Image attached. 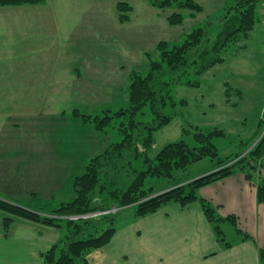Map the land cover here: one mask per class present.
Here are the masks:
<instances>
[{
    "label": "rangeland",
    "instance_id": "obj_1",
    "mask_svg": "<svg viewBox=\"0 0 264 264\" xmlns=\"http://www.w3.org/2000/svg\"><path fill=\"white\" fill-rule=\"evenodd\" d=\"M94 1L89 13H95L97 20L94 24L97 27L94 29L88 27L83 35L75 34L64 38L54 32L55 26L51 24L52 6L39 5L44 1L31 4L39 5L32 9L5 11L6 16L34 17V23H36L35 17L41 20L40 28L34 29V32H40V37L33 39L39 48L42 47V53L39 59L34 60L36 67L41 70L25 73L27 88L21 89L20 94L23 99L20 104H12V106L8 104L10 100L19 98L11 93L13 86L10 89L4 88L6 78L0 79V116L13 110V114H25L24 116L28 117L25 126L33 130L32 136L30 132L17 139H24L26 143L31 139L32 143L40 142L45 145L46 141L55 143V140L62 136V139L70 143L69 147H65V151L69 152L71 149L74 151L76 147L82 153L81 161L71 165L76 167L74 169L76 173L66 178L63 190L53 197L44 198L37 196L38 194L27 193L13 195L15 197L13 200L21 203L23 207L29 206L35 212L53 218H57L63 209L64 206L60 207V205L71 201L76 195L73 183L76 176L86 171L92 159V156H89L90 151L100 147L103 140L110 143L123 140L120 127H123L121 122L125 119L122 116L114 117L112 125L105 129L95 130L92 123L84 122L81 118H75L79 122L74 123L75 119L70 113L75 108H80L83 113L102 115L105 110L113 113L125 108L130 98L131 74L135 71L142 75L147 74L151 57L153 60H158L160 57L157 51L159 41L180 43L192 29L206 25L209 20L211 22L207 27L213 37L218 32L221 21L214 15L222 16L226 11V0H196L203 4L205 9L194 17L187 16L184 23L174 25L168 20V15L177 11L174 7L158 9L149 0H125L130 2L134 9L130 13L131 20L123 23L119 21L117 11L120 0ZM77 2L75 13L80 14L82 22H86V15L83 12L90 3L80 0ZM263 3L264 0H257V17H260L261 11L263 17ZM40 15H45L46 21L40 19ZM30 26L31 24H23L20 29L29 32ZM250 33L249 38H243L238 43L227 46L223 53L226 57L225 62L216 64L202 75L192 73L182 77V79H199L201 81L199 86H190L183 82L171 85L177 104L167 106L165 112L173 114L172 121L155 132L156 141L148 149L149 157L155 156L164 145L176 140L183 139L191 146H195L197 144L195 133L198 127L204 130L221 127L226 131L227 135H214L213 138V142L219 148L220 156L226 159V162L217 169L241 162L249 155L247 153L264 135L263 133L257 137L258 121L262 118L260 113L263 99L259 80L264 75V17L263 24L260 17ZM254 62L263 65V69L259 71V66ZM252 78L258 80L245 88V81ZM236 83L241 84L243 88L241 94L234 90ZM228 88H230L229 96H227ZM63 110L68 112L67 115L61 116L65 117L66 122L57 126L59 119L56 116ZM143 111L144 113L137 115L138 119L149 121L153 117L150 106ZM1 126L0 122V128ZM56 126V138L44 130H38V128L48 129ZM249 139L253 141H249L248 144ZM140 147L145 148L142 145ZM56 151L60 154L65 153L62 146H57ZM25 154L29 156L28 152ZM83 160L87 161L83 162ZM34 161L29 158L28 162ZM216 162L217 159L209 156L187 165L184 169L174 170V175L171 177H148L144 184L145 188L153 187L154 193L151 196L158 195L174 188L177 185L176 181L183 183L207 174L211 170L218 171L213 169ZM255 173V176L263 175L258 169ZM0 196L12 200L2 194ZM106 210V212L95 211L83 215L75 214L72 217L61 216V219L83 220L110 213L115 217L119 230L121 226L127 225L128 218L136 209L133 205H129L128 208L112 206ZM0 216L2 218L1 213ZM223 225L227 240L235 241L239 237L237 229L230 222ZM60 230L57 231L61 238L64 231ZM106 246L107 244L104 247Z\"/></svg>",
    "mask_w": 264,
    "mask_h": 264
},
{
    "label": "trees",
    "instance_id": "obj_2",
    "mask_svg": "<svg viewBox=\"0 0 264 264\" xmlns=\"http://www.w3.org/2000/svg\"><path fill=\"white\" fill-rule=\"evenodd\" d=\"M43 1L0 0V6L37 4ZM149 1L158 9L167 7L177 9L168 15V20L174 25L184 23L187 16L194 17L205 9L203 4L196 0ZM257 7V0H226L225 13L222 16L214 15L221 19L215 36L212 37L208 31L207 25L211 22L209 20L206 25L192 29L180 43L159 41L157 51L160 57L158 60H153L151 57L147 74L142 75L138 71L131 74L130 98L125 108L113 113L105 110L102 115L83 113L80 108H75L71 115L89 124L92 123L97 130L105 129L112 125L114 117L122 116L125 119L121 122L123 127H120L123 140L108 142L104 151L92 157L86 171L74 180L73 188L76 195L71 201L60 205L64 207L57 218L41 215L29 206L23 207L21 203L0 196V211L4 214L5 231L10 230L15 218L63 229V236L48 251L42 252L45 264H93L87 256L96 248L104 247L114 237L118 229L115 217L110 213L83 220L61 219V216L72 217L75 214L83 215L95 211L106 212V209L112 206L128 208L129 205H133L136 209L133 216L140 218L161 210L169 203L177 202L182 207H188L197 201L213 225L217 239L223 242L224 246H232V242L227 240L223 225L226 221L233 224L242 239H251L248 232L238 227L237 216H222L219 207L200 194V188L221 178L244 173L246 178L256 185L258 201L264 204V161L262 162L264 135L243 161L226 165L221 169L217 168L225 163L226 159L220 156L219 148L213 142L214 135H227L221 127H210L208 130L198 127L195 133L197 140L195 146H191L183 139L176 140L164 145L155 156L151 157L148 149L156 141L155 132L172 121L173 114L165 112L167 106L177 104L171 85L183 82L190 86H199L201 84L199 79H182V77L192 73L202 75L216 64L225 62L226 57L223 53L227 46L250 37L253 26L260 19L259 16L257 17ZM117 11L119 21L127 22L131 19L133 5L128 1L120 0ZM228 89L227 96L230 94V88ZM147 106H150L153 117L149 121L138 119L137 115L144 113L143 110ZM263 133L264 111L259 120L257 137ZM249 141L253 140L249 139L248 144ZM140 145L145 148L142 149ZM209 156L217 159L218 163L216 162L213 169L218 171L211 170L192 180L182 181L183 183L176 181L177 185L174 188L154 196H151L154 193L153 187L145 188L144 184L148 177H171L174 175V170L184 169L187 165ZM256 169L263 175L255 176ZM260 258L264 264L262 248H260Z\"/></svg>",
    "mask_w": 264,
    "mask_h": 264
},
{
    "label": "crops",
    "instance_id": "obj_3",
    "mask_svg": "<svg viewBox=\"0 0 264 264\" xmlns=\"http://www.w3.org/2000/svg\"><path fill=\"white\" fill-rule=\"evenodd\" d=\"M80 1L90 3L83 12L86 22H82L80 14L75 13L77 0H44L43 4H39L44 7L52 6L51 24H54V32L58 36L64 38L75 34L83 35L88 27H97L94 24L97 20L95 13H89L90 6L95 1ZM37 6H0V79L5 77L4 88L10 89L13 86L11 93L19 98L10 100V106L22 102L21 89L27 88L25 73L41 70L36 67L34 60L41 56L42 47L39 48L33 39L40 37V32H34V29L40 28L41 20L35 17L34 23V17H10L5 15V11L28 10ZM260 17L263 24L262 11ZM41 18L46 21L45 15H40ZM23 24H31L29 32L20 29ZM254 64L259 66V71L263 69L259 62ZM257 80L247 79L245 88L255 84ZM259 81L263 99L261 118L264 111V75ZM234 90L241 94L243 88L236 83ZM13 112L11 110L0 116V194L12 200L15 199L13 195L24 193L38 194L37 196L44 198L53 197L63 190L66 178L76 173V167L71 165L81 161L82 153L75 144L74 151H65L70 143L62 139V136L55 143L46 141L45 145L40 142L32 143L31 139L28 143L24 139H17L33 130L25 126L28 119L25 114L16 115ZM67 113L66 110L58 113L57 126L66 122L65 117L61 116ZM78 122L75 119L74 123ZM57 126L38 130H44L56 138ZM108 142L110 141L103 140L100 147L90 151L89 156L100 154ZM57 146H62L65 153L56 151ZM24 152H28L29 156ZM29 158L35 161L28 162ZM200 194L217 205L222 216H237L238 227L248 232L252 238L244 240L238 233L239 237L231 241L232 246L226 247L217 239L216 231L199 202H193L188 207H182L176 202L147 216H130L127 225L115 232L106 247L96 249L88 257L93 264H263L260 248L264 250V204L258 201L254 182L249 181L245 174L236 173L201 187ZM0 213V264H45L42 252L48 251L60 239V229L15 218L10 230L6 232L3 226L4 214ZM227 222L229 221L225 223Z\"/></svg>",
    "mask_w": 264,
    "mask_h": 264
},
{
    "label": "built area",
    "instance_id": "obj_4",
    "mask_svg": "<svg viewBox=\"0 0 264 264\" xmlns=\"http://www.w3.org/2000/svg\"><path fill=\"white\" fill-rule=\"evenodd\" d=\"M263 17H264V3H263Z\"/></svg>",
    "mask_w": 264,
    "mask_h": 264
}]
</instances>
